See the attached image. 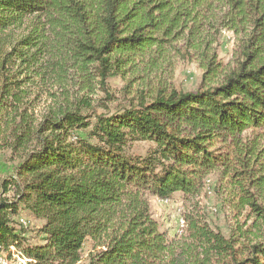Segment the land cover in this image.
I'll list each match as a JSON object with an SVG mask.
<instances>
[{
  "label": "trees",
  "instance_id": "16d2710c",
  "mask_svg": "<svg viewBox=\"0 0 264 264\" xmlns=\"http://www.w3.org/2000/svg\"><path fill=\"white\" fill-rule=\"evenodd\" d=\"M221 29L241 36L230 70L212 50ZM173 53L202 64L196 92L158 89L111 115L87 95L94 79L109 101L108 79ZM259 138L264 0H0V152L17 160L1 183L12 194L0 199L8 257L13 248L27 264H80L90 241L84 264H264ZM136 142L151 148L134 155ZM212 173L233 187L237 235L192 211L169 239L149 198L195 200ZM20 208L43 223L34 245L12 224Z\"/></svg>",
  "mask_w": 264,
  "mask_h": 264
},
{
  "label": "rangeland",
  "instance_id": "374dc122",
  "mask_svg": "<svg viewBox=\"0 0 264 264\" xmlns=\"http://www.w3.org/2000/svg\"><path fill=\"white\" fill-rule=\"evenodd\" d=\"M240 39L241 36H236L231 31L221 29L219 37L212 46V50H215L217 62L221 63L227 70L234 68L237 64ZM201 65L196 58L183 59L173 53L169 55L167 60L159 62L154 67L146 64L139 65L137 69H124L119 76L108 79L109 91L112 95V99L109 101L103 100V94L98 90L94 79L91 81V90L87 95L95 102L99 113L105 112L111 115L128 108L130 105H136L140 102L141 94L147 96L148 100L158 89H174L178 92L187 93L196 92L202 83L204 69ZM239 140L241 142H251L253 136L245 134ZM259 141L264 145V139L259 138ZM150 148L151 145L146 142H136L132 144L130 152L134 155H145ZM16 164L17 160L11 159L8 151L0 152V199L12 200L11 192L2 194L1 183L12 176ZM263 174L264 172L260 173V175ZM231 190H233L232 186L224 185V181L219 180L216 173H212L204 180L202 195L199 198L184 200L179 193L173 194L168 200L151 197L149 198L150 210L154 219L158 222L160 230L164 231L169 239L179 238L183 234L185 226L181 234L177 233L178 220L183 219L184 221L185 216L192 211L204 216L211 229L228 238L233 231L237 235V229L243 221V218H235V211L226 205L233 195L230 193ZM261 206L263 205L261 204ZM12 224L15 229L25 231L28 244L34 245L39 241L37 232L43 223L35 219L28 210L20 208L18 214L12 218ZM240 228L245 229L242 226ZM262 230L260 224H257L256 227L249 230L250 234L245 239L247 240L250 237L253 239ZM247 244L244 239L238 242V245L242 247ZM91 249L92 244L87 241L83 247L80 264L86 262L87 254ZM20 251V249L18 252L10 248L8 257L0 250V257L5 258L6 264H21L16 257L12 256L13 253H16L23 259L24 264H27L29 261L21 255Z\"/></svg>",
  "mask_w": 264,
  "mask_h": 264
},
{
  "label": "built area",
  "instance_id": "2783aa9c",
  "mask_svg": "<svg viewBox=\"0 0 264 264\" xmlns=\"http://www.w3.org/2000/svg\"><path fill=\"white\" fill-rule=\"evenodd\" d=\"M182 225H183V219H179L178 220V229H177L179 231V234H181Z\"/></svg>",
  "mask_w": 264,
  "mask_h": 264
},
{
  "label": "bare ground",
  "instance_id": "6f19581e",
  "mask_svg": "<svg viewBox=\"0 0 264 264\" xmlns=\"http://www.w3.org/2000/svg\"><path fill=\"white\" fill-rule=\"evenodd\" d=\"M207 185V184H206ZM210 188V187H209ZM183 227V225H182ZM182 230V229H181ZM177 233L179 234V231H177ZM5 259V258H4ZM3 258L0 257V264H6V261Z\"/></svg>",
  "mask_w": 264,
  "mask_h": 264
}]
</instances>
